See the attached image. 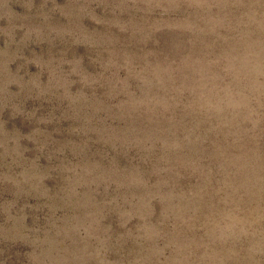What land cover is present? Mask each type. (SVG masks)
Returning <instances> with one entry per match:
<instances>
[{"label":"rangeland","instance_id":"1","mask_svg":"<svg viewBox=\"0 0 264 264\" xmlns=\"http://www.w3.org/2000/svg\"><path fill=\"white\" fill-rule=\"evenodd\" d=\"M113 3L0 0V30L11 29L15 35V42L8 45L7 37L0 33V264H54L57 255L67 257L66 264H101V260L105 264H136L137 259L141 264H170L176 256L170 227L154 240L135 239L143 227H159L162 201L169 190L154 187L158 177L152 174V162H142L135 151L125 154L114 150L94 132L80 134L81 121L88 115L101 130L158 127L142 116L119 118L115 109L107 113L105 89L85 86L101 79L105 61L125 59L170 66L173 79L184 86L179 95L185 103L193 102L198 95L197 81L231 84L234 76L245 71L254 76L237 84L249 96V102L252 93L264 90V63L252 65L240 47L247 9L235 0H218L215 10L207 13L186 7L182 13L171 14L163 27L153 17L157 30L140 34L126 29L123 21L127 17L117 13L111 7ZM257 10L264 13V8ZM29 27L37 29L38 38L21 43ZM251 39L264 42V33L254 31ZM55 72L63 75L67 95L42 91L49 73ZM117 77L127 79L122 70L104 78ZM131 88L141 95L135 82H131ZM261 115L264 117V110ZM49 117L50 123L38 122ZM201 120L202 116L177 111V128L191 129L196 141L185 147L180 158L197 160L205 171L210 170L213 187L226 178L238 184L246 176L253 184L260 179L261 184L255 187L264 186V120L255 130L250 123L242 122L243 142L239 145L232 144L230 138L226 140L222 133L210 131V124ZM159 127L167 129L168 124L161 121ZM37 129L39 133L34 136ZM238 154L259 159L252 160L247 172L237 174L236 168L225 163L224 156ZM160 155L157 146L152 159ZM65 166H74L81 177L84 169L95 168L97 183L82 185L78 194L71 196ZM133 168H139L147 187L129 185L118 193L114 185L105 184L106 177L125 175ZM180 170L177 191L187 192L201 185L199 175ZM21 177L24 182L15 185L14 178ZM113 199L116 204L111 203ZM232 199L244 212L250 213L257 206L264 208V192L257 197L241 189ZM217 200L213 196L209 202L220 207ZM207 211L205 206L198 225ZM259 222L264 225V219ZM85 228L102 239L103 245ZM57 229H66L67 234L58 236ZM186 235L197 242L206 240L202 230ZM235 249L238 264H264V252L249 254L248 238H239ZM158 250H163V255H157Z\"/></svg>","mask_w":264,"mask_h":264},{"label":"clouds","instance_id":"2","mask_svg":"<svg viewBox=\"0 0 264 264\" xmlns=\"http://www.w3.org/2000/svg\"><path fill=\"white\" fill-rule=\"evenodd\" d=\"M217 3L218 0H114L111 7L120 15L127 17L123 23L128 31L140 34L157 30L153 17L160 20L163 27L171 14L182 13L186 7L207 13L214 11ZM235 3L247 9L243 13L244 23L240 33V47L244 49V56L252 65L264 63V42L251 39L254 31L264 33V13L257 10L264 8V0H235ZM0 33L7 37L6 44L11 45L15 42V35L11 29L0 30ZM36 38H38L37 29L29 27L24 30L20 42L25 43ZM121 70L126 73L127 79L125 77L104 78L110 77L114 71ZM249 76H254V73L242 72L240 76H234L231 84L201 79L195 85L198 95L194 97L193 102L185 103L179 95V89L184 86L173 79L170 66L121 59L105 61L101 79L89 81L85 85L93 89H105L104 99L108 101L107 113H112L115 109V115L119 118L142 116L149 123L158 125L155 130H140L135 127L101 130L95 128L93 116L88 115L81 121L80 134L87 135L89 132H94L100 141L111 144L114 150H123L125 154L135 151L142 162H152V174L158 177L154 187L157 189L168 187L169 190L162 201L163 212L159 227L145 226L136 234L135 239L137 241L154 240L162 235L165 227H170L172 244L177 253L170 264H238L235 242L242 237L249 240L250 255L264 252V225L259 222L264 219V208L257 206L250 213L244 212L232 199L241 189L246 194L259 197L260 193L264 192V186L255 187L256 184H261L260 179L257 178L253 184L251 178L246 176L240 183L234 184L226 178L222 184L213 187L210 170L205 171L203 165L197 160L180 158L185 147L196 141L193 140L191 129H181L176 126L177 111L194 113L203 117L201 123L210 124V131L222 133L225 139L230 138L234 145L241 144L243 133L240 124L250 123L255 130L264 120L261 115V110H264V103L261 102L264 90H256L252 93L250 103L249 96L245 95L244 90L237 84L238 80H245ZM131 82L136 83L141 95L138 96L132 90ZM46 90L68 94L64 87V77L60 72L49 73L47 87L42 91ZM34 117L35 114L31 118ZM51 119V117L40 118L38 122L50 123ZM161 121L167 122V129L159 127ZM38 133L39 129L33 135ZM157 146L161 155L153 160ZM258 159L255 156L249 158L239 154L224 156L225 163L236 168L237 174L247 172L252 166V160ZM181 168L193 175H199L201 185L195 190L177 191V180L182 179ZM221 168H224L223 164ZM64 171L69 174L71 196L78 194L80 186L97 183V177L94 175L95 168L83 170L84 177L91 178L88 180L81 177L74 166H65ZM231 175V173L227 174V176ZM23 182V177L14 178V184L17 186ZM105 184L114 185L118 193L129 185L140 188L148 186L139 168H133L125 175L112 174L105 178ZM250 185L255 188V191L249 187ZM158 192L160 191L155 193ZM213 196L218 198L217 203L221 205L220 207L209 202ZM156 197L158 198L159 195ZM111 203L117 202L113 199ZM205 206L208 211L204 213L203 220L198 225L197 221L200 220ZM197 230L204 231L206 240L197 242L187 237V232ZM84 231L103 245L104 241L94 237L88 228ZM16 234L19 235V232L17 231ZM61 234L66 235L67 230L57 229V235ZM157 255H163V250H158ZM67 259L58 255L53 257L54 264H59L61 260L66 264ZM101 264L105 262L101 260ZM136 264H141L139 259Z\"/></svg>","mask_w":264,"mask_h":264}]
</instances>
